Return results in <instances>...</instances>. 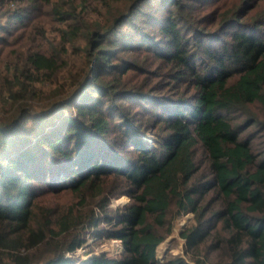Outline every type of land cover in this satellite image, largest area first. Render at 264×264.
<instances>
[{
    "label": "trees",
    "instance_id": "16d2710c",
    "mask_svg": "<svg viewBox=\"0 0 264 264\" xmlns=\"http://www.w3.org/2000/svg\"><path fill=\"white\" fill-rule=\"evenodd\" d=\"M145 1L0 0V264H264V140L244 132L264 137V8L247 22L233 12L219 44L198 39L203 64L173 15L159 24L168 49L143 45L194 93L156 115L153 146L102 104L140 93L112 52ZM62 190L65 203L39 206ZM122 193L130 201L111 212ZM185 214V256L160 260ZM90 231L123 250L78 258Z\"/></svg>",
    "mask_w": 264,
    "mask_h": 264
},
{
    "label": "rangeland",
    "instance_id": "374dc122",
    "mask_svg": "<svg viewBox=\"0 0 264 264\" xmlns=\"http://www.w3.org/2000/svg\"><path fill=\"white\" fill-rule=\"evenodd\" d=\"M173 1V3H172ZM165 8V9H162ZM264 8V0H146L141 5L140 12L133 16L131 20L123 22L114 38H118L117 49L112 53L117 54L118 64H129V70L126 73L124 81L127 88H135L140 93H124L125 96H114V100L120 104L117 109H111L108 101L103 102L105 109L112 115L116 121L120 122L117 111L125 112L128 124H133L139 129L138 134L146 141L155 145L156 132L154 120L159 112H163V107L171 105L173 99L188 97L193 100L194 89L192 87L191 76L184 75L176 77L172 63L165 58L158 56L157 48L153 45L158 44L168 49L170 44V35L160 32L159 24L167 21L168 16L173 15L176 22V31L186 40L189 48L192 50L193 59L200 64L206 60L201 52V46L197 43L198 39L210 37L216 44H219L225 37V34L231 25H225L226 18L235 11H239L242 22L254 19L258 12ZM147 10V13L144 11ZM144 14V15H143ZM131 37L136 43L133 46L123 43V38ZM147 40V41H145ZM137 42H139L137 44ZM124 57V58H123ZM127 60V61H126ZM87 94H96V89L91 83L86 90ZM240 122L244 123L242 117ZM159 130V129H158ZM254 127H248L244 132L250 133L256 148L263 147L264 137L262 133L254 131ZM113 136H116L114 134ZM115 138V137H113ZM121 151L130 152L131 148L120 147ZM63 175L59 176L62 178ZM67 191L42 192L38 196L39 206L46 205L48 201L62 204L68 200ZM127 193L116 196L110 203L109 210L114 212L119 206L127 204L130 201ZM191 214H185L176 224L174 233L168 237L158 247V258L166 260L178 256H185L184 239L179 235L182 227L185 226ZM101 225L97 233L102 230ZM101 232V231H100ZM87 243L80 248L76 256L78 258H88L93 254L107 251L110 255L123 250V244L120 239H101L96 233L90 231L87 234Z\"/></svg>",
    "mask_w": 264,
    "mask_h": 264
}]
</instances>
